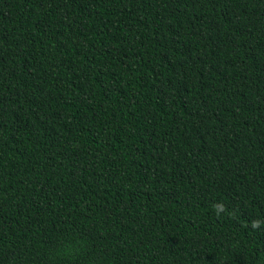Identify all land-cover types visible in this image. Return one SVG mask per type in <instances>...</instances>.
<instances>
[{
  "label": "trees",
  "instance_id": "trees-1",
  "mask_svg": "<svg viewBox=\"0 0 264 264\" xmlns=\"http://www.w3.org/2000/svg\"><path fill=\"white\" fill-rule=\"evenodd\" d=\"M0 264H264V0H0Z\"/></svg>",
  "mask_w": 264,
  "mask_h": 264
}]
</instances>
